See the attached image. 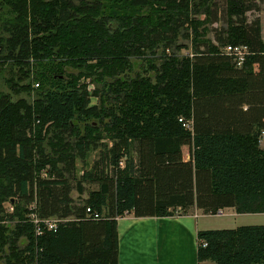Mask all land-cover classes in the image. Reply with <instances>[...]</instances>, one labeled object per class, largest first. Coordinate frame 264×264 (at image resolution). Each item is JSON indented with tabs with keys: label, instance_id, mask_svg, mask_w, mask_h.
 I'll use <instances>...</instances> for the list:
<instances>
[{
	"label": "trees",
	"instance_id": "trees-1",
	"mask_svg": "<svg viewBox=\"0 0 264 264\" xmlns=\"http://www.w3.org/2000/svg\"><path fill=\"white\" fill-rule=\"evenodd\" d=\"M261 11L0 0V73L37 93H0V264H118L128 214L264 215ZM229 46L248 47L243 65ZM197 237L198 261L264 264V225Z\"/></svg>",
	"mask_w": 264,
	"mask_h": 264
},
{
	"label": "crops",
	"instance_id": "crops-1",
	"mask_svg": "<svg viewBox=\"0 0 264 264\" xmlns=\"http://www.w3.org/2000/svg\"><path fill=\"white\" fill-rule=\"evenodd\" d=\"M260 15L264 39V11ZM227 210L235 217L238 215L233 208ZM190 211L169 217L136 218L132 214L120 217L117 220L118 264H215L197 260V231H206L208 227L201 221L204 213Z\"/></svg>",
	"mask_w": 264,
	"mask_h": 264
},
{
	"label": "rangeland",
	"instance_id": "rangeland-1",
	"mask_svg": "<svg viewBox=\"0 0 264 264\" xmlns=\"http://www.w3.org/2000/svg\"><path fill=\"white\" fill-rule=\"evenodd\" d=\"M261 6H264V0H258ZM255 16V15H253ZM216 27H220L219 24H217L216 26H214L213 28ZM211 35V34H209ZM137 70H139V67L137 66L136 69H134V71L136 72ZM6 76L7 72L5 70H3L0 73V93L1 92H5V93H9L12 95V97L14 99H17L18 97H23L25 99H27L28 101H32V99H34V97H36V92L33 90L31 91V96H29L28 93H22L20 89V86L18 87V93H11L9 91V86L6 83ZM5 77V78H4ZM37 89V85L35 84L34 86ZM262 144L264 145V140L262 141ZM187 148L184 149V155H186V157H188L187 155ZM96 157V152H90L89 154V161L91 162L92 159L95 160ZM78 169L79 167H81L80 162L78 164ZM74 197H76V193L73 194ZM9 206H11L12 204H8ZM175 213L177 214H183L182 211L180 210H176L175 209ZM191 213V211H190ZM193 213H203L201 210L199 209H193ZM206 216V217H205ZM204 218L201 219V221L206 224V228L207 230H211V229H219V230H224V229H237L239 226H243V225H247V226H252L255 224H260V225H264V215H256V214H251V215H246V214H238L236 217L235 215H232L230 213L229 210L225 209L224 210V215L223 216H219V214H210V215H205Z\"/></svg>",
	"mask_w": 264,
	"mask_h": 264
},
{
	"label": "built area",
	"instance_id": "built-area-1",
	"mask_svg": "<svg viewBox=\"0 0 264 264\" xmlns=\"http://www.w3.org/2000/svg\"><path fill=\"white\" fill-rule=\"evenodd\" d=\"M225 50H226V53L227 54H229L230 56L233 55L235 57V59L238 62V66L244 64L245 59H246V54H247V51H248V47L247 46H245V47L229 46V47H226ZM263 137H264V132H262V138ZM218 214H219V216H223L224 215V212L223 211H220V212H218ZM55 223H56L55 220L52 219L51 221H48L46 224L48 225V228H51V227H55L56 226ZM201 245L203 247H205L208 244H207L206 241H202V244Z\"/></svg>",
	"mask_w": 264,
	"mask_h": 264
}]
</instances>
